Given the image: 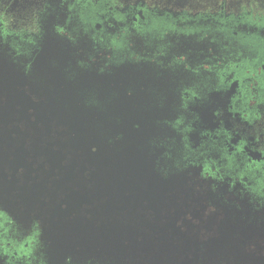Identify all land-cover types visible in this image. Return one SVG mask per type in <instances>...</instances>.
Wrapping results in <instances>:
<instances>
[{"label": "water", "instance_id": "obj_1", "mask_svg": "<svg viewBox=\"0 0 264 264\" xmlns=\"http://www.w3.org/2000/svg\"><path fill=\"white\" fill-rule=\"evenodd\" d=\"M58 51V97L39 106L53 120L0 136V208L41 224L48 263L264 264V208L182 164L170 73L126 65L92 82Z\"/></svg>", "mask_w": 264, "mask_h": 264}, {"label": "flooded vegetation", "instance_id": "obj_2", "mask_svg": "<svg viewBox=\"0 0 264 264\" xmlns=\"http://www.w3.org/2000/svg\"><path fill=\"white\" fill-rule=\"evenodd\" d=\"M58 49H72L66 56L79 72L73 73L92 82L109 80L119 66L168 71L176 88L166 101L176 112L170 125L181 138L183 166L213 189L225 187L264 208V5L0 0V123H6L0 136L6 143L21 137L16 132L33 137L29 123L53 120L39 106L58 97L55 81L64 74ZM99 96L95 90L88 105H97ZM41 234L39 222L15 220L0 208L5 264H49Z\"/></svg>", "mask_w": 264, "mask_h": 264}, {"label": "rangeland", "instance_id": "obj_3", "mask_svg": "<svg viewBox=\"0 0 264 264\" xmlns=\"http://www.w3.org/2000/svg\"><path fill=\"white\" fill-rule=\"evenodd\" d=\"M193 1H198L200 2V0H193ZM212 1V0H211ZM247 1H251L253 2L256 6H260V5H264V0H247Z\"/></svg>", "mask_w": 264, "mask_h": 264}]
</instances>
